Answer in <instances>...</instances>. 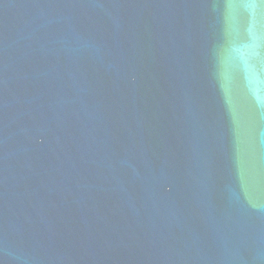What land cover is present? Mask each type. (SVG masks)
<instances>
[{
  "label": "water",
  "instance_id": "water-1",
  "mask_svg": "<svg viewBox=\"0 0 264 264\" xmlns=\"http://www.w3.org/2000/svg\"><path fill=\"white\" fill-rule=\"evenodd\" d=\"M0 264H264V3L0 0Z\"/></svg>",
  "mask_w": 264,
  "mask_h": 264
},
{
  "label": "snow or ice",
  "instance_id": "snow-or-ice-1",
  "mask_svg": "<svg viewBox=\"0 0 264 264\" xmlns=\"http://www.w3.org/2000/svg\"><path fill=\"white\" fill-rule=\"evenodd\" d=\"M262 3H264V0H261Z\"/></svg>",
  "mask_w": 264,
  "mask_h": 264
}]
</instances>
